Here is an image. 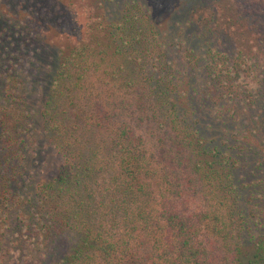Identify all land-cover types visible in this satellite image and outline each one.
Returning <instances> with one entry per match:
<instances>
[{
    "label": "trees",
    "instance_id": "16d2710c",
    "mask_svg": "<svg viewBox=\"0 0 264 264\" xmlns=\"http://www.w3.org/2000/svg\"><path fill=\"white\" fill-rule=\"evenodd\" d=\"M116 1L110 19L98 0L56 9L53 61L0 53V264H264V195L234 154L260 148L264 172V0H153L172 32ZM242 95L260 108L249 136L198 132L193 97ZM12 214L31 237L9 236Z\"/></svg>",
    "mask_w": 264,
    "mask_h": 264
},
{
    "label": "rangeland",
    "instance_id": "374dc122",
    "mask_svg": "<svg viewBox=\"0 0 264 264\" xmlns=\"http://www.w3.org/2000/svg\"><path fill=\"white\" fill-rule=\"evenodd\" d=\"M68 1L71 3H73V1H79V3L86 5L84 8L82 7L83 4H79V6H77L79 10H86L90 7V5H92V0H0L1 55L4 53V55L9 56L11 61L24 64L25 66L26 63L31 60V58H34L35 60L45 59V62H50L51 60L53 61L57 52L56 47H59V43L56 41V39L54 40V37L58 36L56 9L60 12L62 8L67 6ZM129 1H135L144 5L146 9H149V11H151L153 14V18L156 19L158 24L166 28L167 32H172L173 29L175 31V24L181 21L180 17L175 12L170 11L167 8L156 7V5L153 3V0ZM98 2H102L100 4L102 5V8H104V15H106V17L109 19L111 16H116L122 9L120 3L116 0L113 2H108L107 0H104L103 2V0H98ZM75 3L78 4V2ZM53 11H55V14H53ZM98 15H100V13ZM40 21L44 22V27H42L41 30L42 33L40 32L41 27H39ZM14 26L18 28V32L20 30L21 32L13 35V42L11 41L12 45L10 46L9 50L6 51L7 47L5 45V39L7 35L9 36L10 33H12L8 31V29ZM26 31L29 33L26 34ZM38 32H40V35ZM36 34V40H33V43L29 45V41L31 42ZM14 41L18 42L16 46H14ZM222 51L226 52L230 56L233 55V49L229 43L222 47ZM25 72L26 75L29 76L28 69L25 68ZM32 72L34 71H31V73ZM36 95L40 100L43 97L41 84L38 85ZM248 98L249 97L242 95V97L239 99L241 101L222 100L219 104H215L213 102L207 101L206 99L204 100L203 96L193 97L192 109L196 111V114L192 119H196L198 121V132L201 135L206 136L208 140L215 139L218 142L224 140L225 137H230L231 141H235L236 137L233 138V134L235 132L239 133V135L247 133L249 136V127H251L253 124L252 118L258 116L257 114L259 113L258 111L260 108L258 105H250V103H248L250 102ZM216 108H223L225 110L224 117H219L216 115ZM244 109L247 110L246 114L243 113ZM233 111L241 115L239 121L232 120L231 116ZM248 136H246V138ZM260 142H264V135L260 141L259 139L256 141L260 147L264 148ZM251 146L253 148L251 147L250 152H238L237 149H234V154H236L238 157L241 156L240 158L242 161L241 169L236 171L235 174L237 176V181L242 180L245 183H252V186L256 187V190H254L255 194L256 192H259L260 194L264 195V184L261 183L258 186L255 184V182L258 181L264 182V172H262L263 170L260 168L256 169L258 166L257 163H255L259 158V156L257 157V153H260V148L256 149L254 145ZM47 160L48 161L46 164L49 166L51 165L52 167L50 166L49 169L44 168L43 172L36 174V180L40 176L49 177L50 175L54 174L56 166L55 162L57 161V158L51 157ZM261 200H263L262 203L264 204V199L261 198ZM11 219L12 227L11 234L9 235L10 237L11 235L17 236L20 234L19 236H22L26 239L32 236V232L30 228L26 226L24 220L18 219L16 214H12Z\"/></svg>",
    "mask_w": 264,
    "mask_h": 264
}]
</instances>
